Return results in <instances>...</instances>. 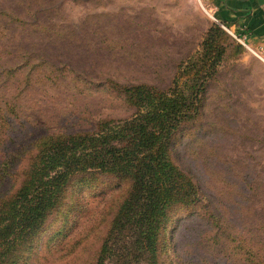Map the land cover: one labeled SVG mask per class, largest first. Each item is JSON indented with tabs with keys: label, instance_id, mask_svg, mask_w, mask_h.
<instances>
[{
	"label": "rangeland",
	"instance_id": "rangeland-1",
	"mask_svg": "<svg viewBox=\"0 0 264 264\" xmlns=\"http://www.w3.org/2000/svg\"><path fill=\"white\" fill-rule=\"evenodd\" d=\"M0 11L11 30L8 42H0L6 52L0 62L15 66L21 52L33 58L18 77L28 76L27 84L10 89L24 125L16 142L91 131L102 119L130 116L122 97L106 89L107 79L165 90L175 76L173 87L183 90L199 70L190 65L208 30L219 25L203 0H0ZM225 33V55L205 88L200 113L171 144L172 161L193 178L202 197L170 215L166 251L172 264H251L246 256H232L215 236L219 227L211 228V218L202 214L211 198L220 200L211 204L213 214L229 210L231 226L250 244L256 238L260 246L264 239L253 227L264 224V62ZM41 74L57 80L49 85ZM119 182L110 175L76 176L38 234L30 264H92L127 189Z\"/></svg>",
	"mask_w": 264,
	"mask_h": 264
},
{
	"label": "trees",
	"instance_id": "trees-1",
	"mask_svg": "<svg viewBox=\"0 0 264 264\" xmlns=\"http://www.w3.org/2000/svg\"><path fill=\"white\" fill-rule=\"evenodd\" d=\"M5 13L0 11V42L10 39ZM227 39L219 25L211 26L200 56L190 65L199 70L183 90L173 87L175 76L173 86L165 90L107 79L103 82L106 89L122 97L133 111L130 116L102 119L91 131L42 134L29 142L14 140L16 131L24 127L15 92L20 84H27L28 76L18 77L33 58L23 52L16 56L17 65L22 66L19 70L17 65L7 67L0 62V264H30L38 234L78 175L91 179L110 175L127 184L92 264H172L166 251L170 215L174 209L194 206L202 197L193 178L172 161L171 144L183 125L199 115L205 88L223 61ZM4 55L0 51V58ZM38 76L49 85L57 80V75L51 81L46 74ZM10 89L15 92L11 94ZM213 202L220 200L211 198L202 214L211 218V228L219 227L214 234L228 244L226 250L232 256H246L251 264H264V239L259 246L252 237L255 241L250 244L240 236L242 231L231 226L229 210L213 214ZM237 207L245 212L241 204ZM253 227L264 237L263 223ZM177 264L195 263L182 260Z\"/></svg>",
	"mask_w": 264,
	"mask_h": 264
},
{
	"label": "crops",
	"instance_id": "crops-1",
	"mask_svg": "<svg viewBox=\"0 0 264 264\" xmlns=\"http://www.w3.org/2000/svg\"><path fill=\"white\" fill-rule=\"evenodd\" d=\"M215 22L234 33L245 32L255 46L264 47V0H204Z\"/></svg>",
	"mask_w": 264,
	"mask_h": 264
},
{
	"label": "built area",
	"instance_id": "built-area-1",
	"mask_svg": "<svg viewBox=\"0 0 264 264\" xmlns=\"http://www.w3.org/2000/svg\"><path fill=\"white\" fill-rule=\"evenodd\" d=\"M218 24L223 30L230 34L245 50H247L253 56L264 62V48L262 46H253V44L249 41L247 33H234L224 24Z\"/></svg>",
	"mask_w": 264,
	"mask_h": 264
}]
</instances>
